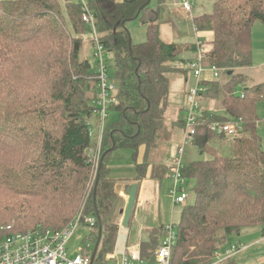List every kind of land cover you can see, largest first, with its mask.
Returning a JSON list of instances; mask_svg holds the SVG:
<instances>
[{"label":"trees","instance_id":"1","mask_svg":"<svg viewBox=\"0 0 264 264\" xmlns=\"http://www.w3.org/2000/svg\"><path fill=\"white\" fill-rule=\"evenodd\" d=\"M86 1L118 86L119 104L111 109L116 117L105 128L98 167L87 155L95 145L89 124L99 91L96 70L82 58L90 35L82 6L72 0H0V238L38 227L59 231L79 216L93 217L96 225L89 227L82 253L93 254L101 232L94 263L109 264L125 207L110 177V159L117 151L130 153L135 181L147 177L150 156L164 137L167 76L186 74L178 67L193 60L183 56L197 55L199 46L162 41L166 0H158L157 8L152 0ZM212 1L211 14L197 16L193 26L213 33L214 49L203 64L218 67L227 80L202 81L208 92L201 102L217 101L224 113L202 105L193 146L208 158L182 171L194 183V199L183 206L176 225L172 264H210L245 229L261 230L264 238L258 115L264 82L247 86L242 72L253 67L252 27L257 21L264 25V0ZM139 20L147 24V41L134 45L127 25ZM228 122H240L243 135L229 139L210 129ZM178 124L184 128L183 120ZM163 230L150 231L142 242L144 261L160 248Z\"/></svg>","mask_w":264,"mask_h":264},{"label":"built area","instance_id":"2","mask_svg":"<svg viewBox=\"0 0 264 264\" xmlns=\"http://www.w3.org/2000/svg\"><path fill=\"white\" fill-rule=\"evenodd\" d=\"M72 1L82 6V20H84L90 29L89 38L86 39L95 50L94 63H96L97 91L99 93L94 103L93 119L89 124V132L95 145L88 148L87 155L89 162L98 167L102 155L104 131L109 123L108 118L111 114V109L117 107L119 104L117 98L118 86L113 76L109 73L108 54L100 41V35L97 34L96 20L90 6H88L86 0ZM182 3L186 11H192V4L189 1L182 0ZM196 45L199 46L197 55L188 65L196 78V84L187 96L189 106L186 107L183 115L184 139L172 159L170 168V175L173 180L170 195L173 203L180 206H186L189 199V191L186 188L188 181L182 175L185 167L182 157L187 145H193V138L196 135L195 128L199 124V116L202 110L201 98L203 94L208 92V88L201 84L203 73L207 69L211 74L213 73L212 80L215 81L222 74L216 66L210 68L204 66V58L209 51L206 49V45H203L200 41ZM210 129L219 135H225L229 139L240 137L244 132L240 122L215 123ZM81 225L94 228L96 220L93 217H88L84 221L79 216L69 226L59 231L38 227L26 233L4 236L0 238V264H92L91 254L84 255L82 253L83 249L81 253L75 252L73 254L67 248L74 238L75 232ZM123 231L121 222L120 232L122 233ZM163 232L164 236L160 243V248L156 251L152 260L144 261L142 259V247L138 244L129 247V249L127 248L124 253L118 252L117 256H122L120 260L117 259V256H112L109 264H172V254L178 240L176 224L165 226ZM121 238H124L123 241L126 240L123 235L119 239ZM259 243L264 244V238ZM249 248L250 246L247 244H232L217 252L211 258L210 264H227L232 258Z\"/></svg>","mask_w":264,"mask_h":264},{"label":"rangeland","instance_id":"3","mask_svg":"<svg viewBox=\"0 0 264 264\" xmlns=\"http://www.w3.org/2000/svg\"><path fill=\"white\" fill-rule=\"evenodd\" d=\"M187 1H189L193 5V10L191 12L185 10L182 0H166L165 2L166 4L164 5L163 10L161 12V16H160L161 19L159 21L161 38L164 43L166 44L175 43L179 45H183V44L194 45L197 44L196 36H198L199 40L201 41L203 40L201 35L197 34L194 29L193 19L203 14H211L213 10L214 2L212 0H187ZM157 3L158 0H152L151 2L152 7L157 8L158 7ZM252 29H253L252 31L253 67L242 70V72L249 77V81L246 84L247 86H254L256 84L264 82V25L257 21L254 23ZM127 30L129 31V33H131L132 43L134 45H140L141 43L147 41L148 32H147V24L145 22H142L140 20L131 22L127 25ZM202 42L201 43L205 45L204 41ZM94 53L95 50L91 46V43L88 42L87 39H85L83 44L82 58L88 60L93 65L94 70H96V63H94L95 62ZM183 67H185L184 70L189 74L190 77V81L188 82V84L185 83L186 81L185 74L174 72V73H170L167 76L172 90L170 89V94L166 99L163 107V110L165 112L164 117L166 118V126L169 124L168 115L170 114V111L173 108V105L170 103V100L172 99L173 96L172 93H174L173 92L174 87L177 86L179 91L181 92L180 96L177 99H175V102L177 103L176 105L179 107H183L184 103H186V107H188L189 104L187 103V96L190 90L193 89L196 84V78L193 72H191V70L189 69V66L184 65ZM203 74L209 79H212L213 77V73L211 74L207 69L204 71ZM226 80L227 78L223 74H221V77L217 81L224 83L226 82ZM203 102H204L203 103L204 108H208L209 111L218 114L224 113V109L219 102L214 100L207 101L205 99L203 100ZM258 115L261 118V121L259 123L260 126L259 129L264 144V103L258 104ZM115 117H116L115 113L110 114L108 118L109 119L108 122L112 123ZM164 141L165 142L169 141L168 133L166 134V129L164 132V137L161 139L160 144H162V142ZM180 145H177V143H173L171 145V148L169 149L170 158L174 154H176ZM161 146H164V143L159 146L160 152L158 151L154 153L153 156H150L153 161H156L160 157V155L163 157V153L165 149L164 148L162 149ZM120 158L121 159L119 160V162H121L122 164L127 163L126 161L122 160L123 156H121ZM207 158H208L207 155L200 153L199 149L196 146L187 145L182 160L184 165L186 166L188 163L192 161L198 162L200 160H205ZM193 184H194L193 182L187 183L186 188L188 189L190 194L188 202H191L194 199V192L192 191ZM171 185L172 182L170 183L169 181H167V183L164 184L161 193V201H160L161 210L159 212L162 218L161 223L165 226L179 224L181 220L180 217L183 208V206L176 205L175 203H173L172 197L170 195ZM124 205H125L124 207L125 210L126 201H124ZM159 212L158 210H155L154 216L148 218L149 221H147L148 223L145 224L142 221L143 219L141 218L142 217V213H141L138 218V221L137 220L133 221L131 224L130 239H133V237H135V241L145 242V240L147 239V233L145 232L146 228L158 227L159 229L160 222L157 223L156 225H153L155 224V220H157V218L154 217H157L159 215ZM121 221H123V219ZM140 227L142 228L141 230ZM90 231L91 229L89 227L88 228L85 227L84 225H81L77 229V231L74 234V238L67 247L70 253L73 254L75 252L81 253L83 246H87L86 240L89 237ZM241 235L242 237L240 238L234 237L232 244L238 243L236 241L239 240L242 241L244 244L248 245L253 243L254 241H259V240L261 241L263 239V237L261 236V230L258 229H245ZM255 247H257L259 250L260 249L264 250L263 243H258V245L255 243ZM249 264H258V262L255 259H253V261L249 262Z\"/></svg>","mask_w":264,"mask_h":264},{"label":"crops","instance_id":"4","mask_svg":"<svg viewBox=\"0 0 264 264\" xmlns=\"http://www.w3.org/2000/svg\"><path fill=\"white\" fill-rule=\"evenodd\" d=\"M197 34L201 35L202 37V41H204V44L206 45V49L211 52L214 49V45H212V40H213V33L211 32H196ZM196 34V35H197ZM197 42L201 40H199L198 36H196ZM203 43V42H202ZM196 57V55L194 54H187L186 56H183V58L185 59H191L193 60ZM184 66V65H183ZM178 68L182 69V71L184 72L185 67L179 66ZM187 74V75H186ZM185 74V83L188 84V82L190 81V77L189 74L186 73ZM213 79V77H212ZM212 79H209L208 77L204 76L202 77V80L205 82H212ZM178 84V82H177ZM173 88V87H172ZM171 89V87H170ZM172 90V89H171ZM174 93L172 96V99L170 100V103L173 105L172 110L170 111V114L168 115L169 118V124L165 127L166 129V134L168 133V137H169V141L168 142H162V144L164 143V146H161L162 149L164 148L165 151L163 153V157L160 155V157L156 160L153 161L150 157L149 161H150V167L148 169L147 172V177L142 181V182H137L135 181V165L134 162H132L131 160V156L130 153H126V152H122V151H117L114 152V154L112 155L110 162H111V175L110 177H112L113 180L117 181V185H116V191L120 194V196L122 197V199L124 201L127 202V198H128V193H129V186L131 184L137 183L139 185L138 187V196H137V201H136V208L134 210V214L131 217L132 218V222L133 221H138V218L140 216V214L142 213V221L143 223H148L147 221H149L148 218H151L154 216V212L155 210H158V212L161 210V193H162V188L164 186V184L167 183V181H169L170 183L172 182L171 188L173 186V180L171 179V175H170V168H171V164H172V159L174 157V155L170 158V153H169V149L171 148V145L173 143H177V145H180L184 139V132H183V128L182 125L178 124V121L180 122L181 120H183V115L186 109V103H184L183 107H179L177 106L175 99H177L181 92L179 91L178 87L175 86ZM171 105V106H172ZM164 129V132H165ZM160 144V143H159ZM158 144V148L157 150L154 152H160V144ZM144 149L141 152L140 156H139V162L142 163L143 160V156H144ZM153 153V154H154ZM153 154L151 156H153ZM165 155V158H164ZM123 156L122 160L126 161V164H122L121 162H119V160L121 159L120 157ZM194 162V161H192ZM190 162V163H192ZM188 163V164H190ZM187 164V165H188ZM170 188V191H171ZM190 196V194H189ZM121 218H123V215L121 216ZM157 220H155V224L160 222V227H165V225H163L161 223V216H160V212L159 215L157 217ZM131 222V224H132ZM131 224L129 226L128 230H124L122 233L119 230V237H118V241H117V245H116V251L115 254L112 256H117L118 252L120 253H124L126 252V249L133 245H138V244H142L141 241H135V237H133V239H130V228H131ZM150 225V224H149ZM152 227V226H149ZM142 228L140 227V230ZM154 230H158V227L156 228H146L145 232L147 233V237L150 231H154ZM123 235L125 237V241L124 238H120V236ZM164 235V234H163ZM162 236V235H161ZM242 237V236H241ZM163 239H160V243ZM120 240V241H119ZM125 242V244H124ZM236 242L244 244L242 241L237 240ZM259 241H254L251 244H248L250 246L249 249H247L245 252H242L240 254H238L237 256L234 257V259L232 260V262L228 263V264H249V262H252L253 259H255L258 264H264V250L262 249H258L257 247H255V243L258 245ZM236 244V243H234ZM246 245V244H245ZM125 247V248H124ZM111 256V258H112ZM121 255L117 256V259H121ZM110 258V259H111Z\"/></svg>","mask_w":264,"mask_h":264},{"label":"water","instance_id":"5","mask_svg":"<svg viewBox=\"0 0 264 264\" xmlns=\"http://www.w3.org/2000/svg\"><path fill=\"white\" fill-rule=\"evenodd\" d=\"M138 187L139 185L137 183H134V184H131L129 186V193H128V198H127V202H126V208L125 210H123L121 213L123 215V221H122V229L123 230H128L129 229V226L131 224V217L132 215L134 214V210L136 208V201H137V196H138ZM100 236H99V240L98 242L96 243L95 245V250L92 254V257H91V263L92 264H95L94 261H95V258L98 254V251H99V246H100V242H101V238H102V234L101 232L99 233Z\"/></svg>","mask_w":264,"mask_h":264}]
</instances>
